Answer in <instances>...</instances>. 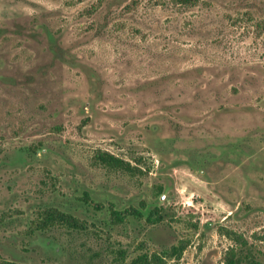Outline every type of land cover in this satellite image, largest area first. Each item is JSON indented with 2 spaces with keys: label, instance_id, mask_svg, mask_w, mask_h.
I'll list each match as a JSON object with an SVG mask.
<instances>
[{
  "label": "rangeland",
  "instance_id": "obj_1",
  "mask_svg": "<svg viewBox=\"0 0 264 264\" xmlns=\"http://www.w3.org/2000/svg\"><path fill=\"white\" fill-rule=\"evenodd\" d=\"M0 150V264L264 262V0H0Z\"/></svg>",
  "mask_w": 264,
  "mask_h": 264
},
{
  "label": "trees",
  "instance_id": "obj_2",
  "mask_svg": "<svg viewBox=\"0 0 264 264\" xmlns=\"http://www.w3.org/2000/svg\"><path fill=\"white\" fill-rule=\"evenodd\" d=\"M183 5H195L198 0H176ZM50 41L52 52L57 56L59 53V43L51 32H47ZM29 150V148H28ZM35 149L30 148V154H36ZM1 154V150H0ZM98 159L104 165L123 171H133L134 166L129 162L115 156L114 154L104 151L98 154ZM135 215L144 217L147 222L153 224L161 221L160 208L157 206L143 205L142 209H135ZM39 220L36 223L35 231H51L52 228L57 226H65L70 229H78L81 227V221L69 212L61 210L55 205H47L42 212L39 213ZM33 228V229H34ZM240 247H232L228 250L225 258V264H264L263 261L257 259L251 250L246 246L244 239L236 238ZM185 245L172 246L169 249L163 248L160 252L143 253L136 257L137 264H167V259H180L185 249ZM5 264H20L15 261H7Z\"/></svg>",
  "mask_w": 264,
  "mask_h": 264
}]
</instances>
